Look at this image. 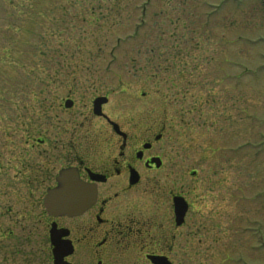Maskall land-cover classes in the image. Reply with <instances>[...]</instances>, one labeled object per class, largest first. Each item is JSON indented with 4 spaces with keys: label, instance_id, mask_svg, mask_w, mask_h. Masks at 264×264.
I'll use <instances>...</instances> for the list:
<instances>
[{
    "label": "rangeland",
    "instance_id": "obj_1",
    "mask_svg": "<svg viewBox=\"0 0 264 264\" xmlns=\"http://www.w3.org/2000/svg\"><path fill=\"white\" fill-rule=\"evenodd\" d=\"M143 4L0 0V237L21 234L30 212L1 196L23 144L48 130L69 91L120 85L116 116L131 94L136 122L164 118L176 130L178 182L160 181L191 204L175 263L264 264L251 230L264 232V46L247 41L264 37L261 1L151 0L140 23Z\"/></svg>",
    "mask_w": 264,
    "mask_h": 264
},
{
    "label": "flooded vegetation",
    "instance_id": "obj_2",
    "mask_svg": "<svg viewBox=\"0 0 264 264\" xmlns=\"http://www.w3.org/2000/svg\"><path fill=\"white\" fill-rule=\"evenodd\" d=\"M96 92L79 99L72 91L66 93L55 108L59 115L41 124L48 130L39 126L37 137L23 144L19 167L5 179L1 196L25 202L30 212L21 221L28 227L21 226L19 235L0 237L3 262L154 264L152 259H161L163 264H176L173 258L183 255L182 235L191 204L180 190L160 188L164 177L174 176V184L178 182L176 130L164 118L136 122L131 94L128 115L118 117L113 109L118 102L112 98L116 92ZM97 99L103 103L95 115ZM65 170L83 187L75 199L80 207L64 215L49 213L45 196L61 187L58 176ZM188 173L196 179V171ZM176 197L188 206L180 226L173 214ZM7 214L10 221L11 208H6Z\"/></svg>",
    "mask_w": 264,
    "mask_h": 264
},
{
    "label": "water",
    "instance_id": "obj_3",
    "mask_svg": "<svg viewBox=\"0 0 264 264\" xmlns=\"http://www.w3.org/2000/svg\"><path fill=\"white\" fill-rule=\"evenodd\" d=\"M64 197H65V190H62L60 193L53 195L52 198H59V200L57 202L49 203L47 206V209L53 213H65V212H67L68 207L66 206ZM185 209H186V206L181 200L176 203L175 215H176L177 224L182 222V219H183V216L185 213ZM158 264H163V262L160 261V262H158Z\"/></svg>",
    "mask_w": 264,
    "mask_h": 264
}]
</instances>
